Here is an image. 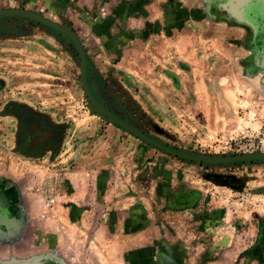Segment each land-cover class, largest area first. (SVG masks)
Returning <instances> with one entry per match:
<instances>
[{
    "label": "rangeland",
    "instance_id": "1",
    "mask_svg": "<svg viewBox=\"0 0 264 264\" xmlns=\"http://www.w3.org/2000/svg\"><path fill=\"white\" fill-rule=\"evenodd\" d=\"M12 9L77 37L92 96L135 133L264 154V97L246 95L264 85V0H0ZM0 264H264V160L151 146L87 99L68 37L0 16Z\"/></svg>",
    "mask_w": 264,
    "mask_h": 264
},
{
    "label": "water",
    "instance_id": "2",
    "mask_svg": "<svg viewBox=\"0 0 264 264\" xmlns=\"http://www.w3.org/2000/svg\"><path fill=\"white\" fill-rule=\"evenodd\" d=\"M8 15H21L27 18H31L36 20L37 22L48 26L50 28H53L59 32H61L63 35H65L66 37H68L71 42L74 44V46L77 49L79 58H80V74H81V84H82V88L84 90V93L87 97V99L97 108V110L103 114L105 117H107L108 119H110L112 122H114L115 124H117L118 126L122 127L125 130H128L129 132L137 135L139 138H141L142 140H144L145 142H147L148 144H150L151 146L164 151L167 154H170L172 156L178 157V158H182V159H186L189 161H194V162H200V163H235V162H244V161H256V160H264V154H251V155H243V156H236V157H226V158H219V159H214V158H204V157H198V156H192L189 154H184V153H180V152H176L173 150H170L166 147L161 146L160 144L150 140L149 138L144 137L141 134H137L135 133L132 129H130L129 127H127L123 122H121L120 120H118L116 117L110 115L107 111H105L94 99V97L91 94L90 88L88 86L87 83V77H86V57L84 54V51L82 49V46L79 42V40L77 39L76 36H74L69 30H67L65 27L60 26L56 23H53L49 20H46L42 17H40L39 15H36L34 13L28 12V11H24V10H18V9H12V10H2L0 11V16H8Z\"/></svg>",
    "mask_w": 264,
    "mask_h": 264
},
{
    "label": "crops",
    "instance_id": "3",
    "mask_svg": "<svg viewBox=\"0 0 264 264\" xmlns=\"http://www.w3.org/2000/svg\"><path fill=\"white\" fill-rule=\"evenodd\" d=\"M260 44L259 46L261 47H264L261 43V40L259 41ZM264 48H262L263 50ZM258 71L262 72L264 71L262 68H259ZM261 84V83H260ZM246 95H249L250 97H254V98H257V97H264V85L262 84L261 86L259 85H255V88L253 89H248L247 92H246ZM251 104L253 103H250L248 104V106H250Z\"/></svg>",
    "mask_w": 264,
    "mask_h": 264
}]
</instances>
